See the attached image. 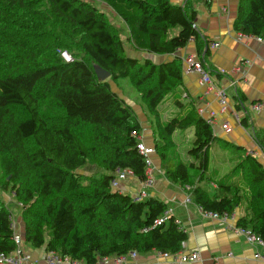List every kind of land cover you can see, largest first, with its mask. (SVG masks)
Wrapping results in <instances>:
<instances>
[{
    "label": "trees",
    "instance_id": "obj_1",
    "mask_svg": "<svg viewBox=\"0 0 264 264\" xmlns=\"http://www.w3.org/2000/svg\"><path fill=\"white\" fill-rule=\"evenodd\" d=\"M93 1L123 20L126 40L88 0H0V185L22 204L25 243L89 264L131 251L183 249L188 236L173 217L154 227L169 210L164 201H138L112 187L122 169L142 181L145 160L138 150L144 127L109 79H130L140 94L168 180L206 211L245 207L237 226L264 238V165L245 148L216 137L211 121L195 108L163 122L159 106L183 85V60H140L125 49L129 43L139 52L174 55L195 40L204 68L219 74L196 28L193 0L181 6L172 0ZM234 29L264 40V0H240ZM97 67L110 78L100 81ZM189 128L195 135L184 160L173 135ZM256 139L264 153V135ZM88 163L110 174L88 179L78 173ZM15 231L12 211L0 196V252L17 249Z\"/></svg>",
    "mask_w": 264,
    "mask_h": 264
},
{
    "label": "crops",
    "instance_id": "obj_2",
    "mask_svg": "<svg viewBox=\"0 0 264 264\" xmlns=\"http://www.w3.org/2000/svg\"><path fill=\"white\" fill-rule=\"evenodd\" d=\"M188 0H172L173 4L183 5ZM240 0H193L197 11L196 28L209 43L207 56L214 71L212 86L200 83L198 73H187L184 59L189 55H197L198 43L191 40L187 47L174 55H151L137 51L126 43L130 57L137 59H154L156 63L171 61L180 57L184 63L183 85L176 91V96L168 95L159 106L161 120L167 122L175 117L185 115L195 108L198 113L211 121L216 137L232 145L246 149L264 165V153L256 141L257 133L264 135V110L255 111L253 104L264 100V40L257 37L241 35L234 29L238 17ZM127 29V28H126ZM128 30V29H127ZM220 44L214 48L213 43ZM224 89L228 95L229 107L223 110L219 103L217 91ZM124 97V94L120 96ZM247 125L242 124L243 119ZM147 124H150L149 118ZM143 123V122H142ZM229 123V130L223 125ZM154 127L145 129L141 139L147 146H153ZM152 130V131H151ZM146 132V133H145ZM195 129L177 130L173 141L184 160H189L185 141H194ZM193 139V141H192ZM155 167V184L149 190L150 197L164 201L172 211L171 216L187 233L183 251L196 252L201 259L184 264H264L260 256H264V248L249 244L245 237L237 231V221L245 215V207L238 208L237 218L222 225L217 220L206 219L199 212L193 201L187 204V193L183 187L173 184L161 168V160L157 153L152 155ZM122 184L123 190L135 196L141 189L138 179L130 178ZM124 181V182H126ZM121 182V183H124ZM120 183V184H121ZM215 187V185H214ZM9 204L10 198L2 196ZM17 234L22 239L21 249L30 256L28 264H47L46 246L35 249L25 243V225L19 222ZM104 264V263H100ZM112 264V263H107ZM127 264H183L175 258L161 257L153 251L139 254L136 260Z\"/></svg>",
    "mask_w": 264,
    "mask_h": 264
},
{
    "label": "built area",
    "instance_id": "obj_3",
    "mask_svg": "<svg viewBox=\"0 0 264 264\" xmlns=\"http://www.w3.org/2000/svg\"><path fill=\"white\" fill-rule=\"evenodd\" d=\"M242 35V34H241ZM243 36V35H242ZM262 40L261 38H259ZM220 44L217 42L213 43V47L217 48ZM63 58L67 62H72L73 58L67 53L62 52ZM186 63V71L187 73H198L200 75V83L203 85H211L212 86V77L213 73L205 69L202 63L200 62V59L196 55H189L184 59ZM217 96L219 103L222 106V109L225 111L229 107V101H228V95L224 89H219L217 91ZM253 109L255 111H262L264 110V100L258 101L253 104ZM224 130H229V123L224 124L223 126ZM140 142L138 144V150L139 153L144 157L145 160V178L140 181L141 189L140 191L133 196L136 200L141 201L147 197H150L149 190L153 188L155 184V167L152 159V155L155 154L156 150L154 147L147 146L141 137L139 138ZM130 178L137 179L136 175L134 174L133 170L131 169H122L119 170L117 173L116 178L112 181V187L118 188L121 182H124ZM187 204L192 203L190 195L187 196L186 201ZM197 208L199 212L202 213V215L206 219L210 220H217L222 225L227 224L230 220H235L237 218L236 211L234 213H223L220 214L219 212L214 211H206L203 206L197 205ZM172 214V211L169 209L165 214L157 219L154 223V227L164 224L169 220ZM178 223V222H177ZM179 224V223H178ZM237 231L240 235L245 237L246 241L249 244L259 246L264 248V238L256 235L251 229L244 228V227H238L236 226ZM14 229L17 231V228ZM15 231V243L17 245V249L12 253H5L0 252V264H28L30 262V256L23 252L21 249L22 246V239ZM148 231V230H145ZM183 248L185 243L182 244ZM158 254L161 257L164 258H175L180 263H190V262H197L200 261L201 257L198 253H185L182 250L176 252V253H162L158 252ZM139 256V253L137 251H131L125 255H111V256H103L98 259L96 263L93 264H100V263H112V264H127L132 260H136V258ZM260 258L264 261V256H260ZM47 264H89L85 261H78L73 260L69 257H63L62 255L58 254L55 251L48 252L47 257Z\"/></svg>",
    "mask_w": 264,
    "mask_h": 264
},
{
    "label": "rangeland",
    "instance_id": "obj_4",
    "mask_svg": "<svg viewBox=\"0 0 264 264\" xmlns=\"http://www.w3.org/2000/svg\"><path fill=\"white\" fill-rule=\"evenodd\" d=\"M88 1L91 4H93L94 6H96L100 11L106 13L109 20L120 30V34H121L122 39L126 40L128 37V30L126 29L127 26L123 22V20L116 14V12L112 8H110L107 4H105L103 2L93 1V0H88ZM126 51L129 52L127 49H126ZM127 55L130 56L128 53H127ZM140 60H142V59H140ZM152 60H154V59H152ZM109 83L111 85L112 90L115 93H117L119 96L124 94L123 99L127 102V104H129L134 109V111L136 112L137 116L139 117L141 123L143 122L142 125L144 127V130L150 129V124H151L152 119H151L150 115L148 114V111H147L145 104L141 100L140 94L133 87L130 79H120L117 83L114 82L113 80L109 79ZM177 93L178 92H175L174 94L170 95V97H172L171 99H173V97L176 96ZM146 118H149V121L151 119L150 124H147L148 119H146ZM143 133H144V131L142 132V136H143ZM192 141H193V139H192ZM185 145L187 146L186 150H189V148H191V146H192L191 140H186ZM152 147L155 148L154 145ZM78 173L84 175L88 179H91L94 177H101V175H103V174H110L109 172L105 171L103 168L97 166L96 164H92V163H88L85 167L80 169L78 171ZM138 181H140V180L138 179ZM85 182H87V181H85ZM125 183H127V181L124 183H121L118 188H115V190H118L124 194L125 193L129 194V193L125 192L126 190H123L124 188H123L122 184H125ZM206 187H208L210 190H214V188H215L213 184H206ZM186 193H187V196H189L190 193L189 192H186ZM5 195L11 199L9 201L10 203L8 204V206H9L10 210L12 211V218L14 221L15 228H17L18 223L22 222V220H23L22 219V209H21L22 204L17 202V200H16L17 198L15 197V194L11 188L4 190L0 185V196L2 197Z\"/></svg>",
    "mask_w": 264,
    "mask_h": 264
},
{
    "label": "water",
    "instance_id": "obj_5",
    "mask_svg": "<svg viewBox=\"0 0 264 264\" xmlns=\"http://www.w3.org/2000/svg\"><path fill=\"white\" fill-rule=\"evenodd\" d=\"M96 74H97V77L100 81H106L110 78L111 76V73L110 72H107L106 70L100 68V67H97L96 68Z\"/></svg>",
    "mask_w": 264,
    "mask_h": 264
}]
</instances>
